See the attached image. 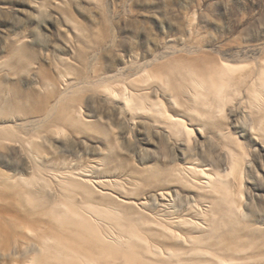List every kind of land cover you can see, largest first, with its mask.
I'll return each mask as SVG.
<instances>
[{"label": "rangeland", "instance_id": "374dc122", "mask_svg": "<svg viewBox=\"0 0 264 264\" xmlns=\"http://www.w3.org/2000/svg\"><path fill=\"white\" fill-rule=\"evenodd\" d=\"M105 87L143 105L110 100ZM196 90L204 99H191ZM63 105L84 127L60 121V134L40 133L57 119L47 111ZM35 132L37 173L25 149ZM78 171L102 186L92 183L90 197L76 191L75 203L112 207L135 224L144 216L158 233L163 220L186 221L203 253L216 252L208 234L233 232L258 244L229 254L264 264V0H0V177L15 182L3 193L0 178V206L25 198L45 225L34 208L65 201L54 178ZM122 192L145 207L117 208ZM160 192L170 193L163 207ZM96 221L112 243L119 223ZM18 246L0 247V264L3 254L29 262Z\"/></svg>", "mask_w": 264, "mask_h": 264}, {"label": "bare ground", "instance_id": "6f19581e", "mask_svg": "<svg viewBox=\"0 0 264 264\" xmlns=\"http://www.w3.org/2000/svg\"><path fill=\"white\" fill-rule=\"evenodd\" d=\"M163 67V65L160 66V69ZM223 68L226 69L224 65L221 67V70ZM217 70L215 66L212 67L213 72ZM196 82L198 81H193L194 85L198 86ZM167 84L168 87H171L169 82ZM210 88L213 97H215L218 87L211 81ZM181 92L185 93L184 87L183 89H178L176 95L181 94ZM103 94L113 101L122 99L129 108L132 107V102L135 99L134 96L128 93L116 94L115 90L107 87L103 90ZM189 94L191 95V99H204V97L200 98L198 90ZM135 100L139 101L138 104L140 106L143 105L140 101L141 99ZM47 113L56 114L55 116H57L55 121L51 120V122L44 126L43 130H40V133L42 131L45 132L47 137L53 135V131L57 134L62 132V128L55 126L60 121H63L65 124L69 123L68 125L74 127H84L80 117L77 116L79 120H76L65 115L64 105L58 110L49 109ZM74 115L76 114H72L75 118L76 116ZM175 127H181V125L177 123ZM177 130L180 129L177 128ZM177 133H180V131H177ZM39 137L38 132H35L34 135L30 136L25 145L26 152L34 163L32 168L36 173L40 169V157L37 150L34 152L32 145L35 143L34 139L37 140ZM188 170L196 173L194 167H189ZM83 172L84 174L82 171H78V173L67 172L64 176L62 174L55 176L54 181L61 189V192L67 195L66 200L54 202L50 207L45 209L43 207L34 208L37 214L50 218L46 223L47 225L32 217L31 212L27 209V200L25 198L23 200L20 199L21 204L15 206L11 198L9 206H0V217L10 216L12 218V222L8 226L0 223V247L2 250L4 252L11 250L12 239H16L18 247H24V254L33 253L31 260L23 264H240L244 259L242 260L231 255L244 254L247 250H250V247L254 249L258 244L257 242L252 243L251 240L245 238L234 239L233 232L230 233L229 238H226L224 235L218 236L215 233H210L208 236L213 238V243L209 251L216 252L203 253L205 250L196 248L197 245L203 242L202 236L193 235L192 227L186 221L172 223L169 219L163 220L160 228L165 230V232L158 233L156 227L158 225L147 223L144 216H140V224H135L131 220L125 221L121 211L118 214L110 210L112 207L107 210L102 207L93 206L92 204L75 203L71 197L76 191L90 197V195H93L91 194L92 183L97 184L100 188L102 186V182L97 183L87 179L86 172ZM0 178L2 179L1 190L3 193L10 188L11 184H15V182L12 183L10 177L1 176ZM207 184L209 185V183ZM167 195L170 196V193L160 192L155 195L156 205L160 207L165 206ZM119 196L118 199L123 203L115 204L119 209L125 208V210L131 212L134 208L133 205L145 207V202L138 200V197H135L134 194L129 195L122 192ZM65 204L68 207H65ZM138 210L141 212V209ZM80 212L83 213V216ZM92 219L95 221L116 220L119 223V225L113 223V231H115L116 227L119 231L117 230V232H114L115 235H111L113 238L112 243L104 238L109 231L107 230V233L106 230H104L105 232L102 231L106 233L103 236L98 226L92 222ZM57 221L61 222L55 224ZM144 224L145 227H140V225ZM46 230L48 231L46 232ZM110 232L109 234L112 233ZM124 237L127 239L120 241ZM115 238H119V240L117 239L119 244L115 242ZM32 239H35L38 245L35 249L30 248ZM222 243L226 245L225 252H222L220 249ZM207 244L208 242H205V245ZM246 245L250 247L246 248ZM202 256L210 257V260L203 259ZM2 260V264H20L19 260L16 261L8 254H3Z\"/></svg>", "mask_w": 264, "mask_h": 264}]
</instances>
